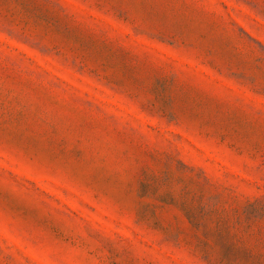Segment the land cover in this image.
<instances>
[{
	"label": "rangeland",
	"instance_id": "1",
	"mask_svg": "<svg viewBox=\"0 0 264 264\" xmlns=\"http://www.w3.org/2000/svg\"><path fill=\"white\" fill-rule=\"evenodd\" d=\"M0 264H264V0H0Z\"/></svg>",
	"mask_w": 264,
	"mask_h": 264
}]
</instances>
